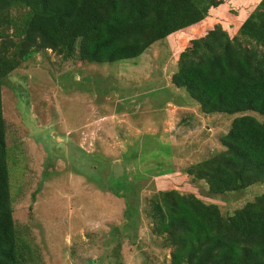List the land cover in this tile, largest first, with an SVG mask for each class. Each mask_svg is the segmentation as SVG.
<instances>
[{
  "label": "rangeland",
  "instance_id": "374dc122",
  "mask_svg": "<svg viewBox=\"0 0 264 264\" xmlns=\"http://www.w3.org/2000/svg\"><path fill=\"white\" fill-rule=\"evenodd\" d=\"M205 21L196 34L221 24ZM179 53L168 40L114 64L42 51L6 79L13 216L29 264H171L148 217L156 192L193 194L224 216L264 194L256 184L212 195L186 173L224 149L243 114H205L177 88Z\"/></svg>",
  "mask_w": 264,
  "mask_h": 264
},
{
  "label": "trees",
  "instance_id": "16d2710c",
  "mask_svg": "<svg viewBox=\"0 0 264 264\" xmlns=\"http://www.w3.org/2000/svg\"><path fill=\"white\" fill-rule=\"evenodd\" d=\"M207 16L221 24L196 34ZM161 40L180 52L172 83L205 114H243L222 137L224 149L186 173L212 195L264 184V0H0V264L33 260L19 246L13 216L6 79L42 51L114 64ZM148 217L171 264H264V194L224 216L193 194L158 191Z\"/></svg>",
  "mask_w": 264,
  "mask_h": 264
},
{
  "label": "crops",
  "instance_id": "0c3cea01",
  "mask_svg": "<svg viewBox=\"0 0 264 264\" xmlns=\"http://www.w3.org/2000/svg\"><path fill=\"white\" fill-rule=\"evenodd\" d=\"M168 44H169V42H168ZM169 48L171 49L170 45H169ZM171 50H172V49H171ZM173 54L175 55V52H174ZM176 55H177V54H176ZM176 55H175V56H176Z\"/></svg>",
  "mask_w": 264,
  "mask_h": 264
}]
</instances>
